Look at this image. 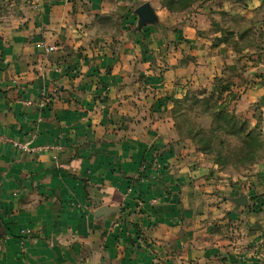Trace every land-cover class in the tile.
Here are the masks:
<instances>
[{
    "label": "crops",
    "instance_id": "obj_1",
    "mask_svg": "<svg viewBox=\"0 0 264 264\" xmlns=\"http://www.w3.org/2000/svg\"><path fill=\"white\" fill-rule=\"evenodd\" d=\"M133 1L0 0V134L52 145L26 152L0 137V264H264V179L244 194L192 188L185 164L157 168L118 128ZM212 6L175 30L199 63L218 35Z\"/></svg>",
    "mask_w": 264,
    "mask_h": 264
},
{
    "label": "rangeland",
    "instance_id": "obj_2",
    "mask_svg": "<svg viewBox=\"0 0 264 264\" xmlns=\"http://www.w3.org/2000/svg\"><path fill=\"white\" fill-rule=\"evenodd\" d=\"M153 1L134 0L121 13L131 20L120 27L118 61L131 82L118 92V128L131 129L154 166L185 164L192 188L244 194L263 184L264 103L256 96L264 91V0H211L218 35L204 63L191 57L193 45L175 30L178 22L195 20L190 8L209 0ZM143 2L165 22L174 17L139 29L134 8ZM187 59L180 76L164 74L168 65L183 66ZM164 154L169 161H162Z\"/></svg>",
    "mask_w": 264,
    "mask_h": 264
},
{
    "label": "built area",
    "instance_id": "obj_3",
    "mask_svg": "<svg viewBox=\"0 0 264 264\" xmlns=\"http://www.w3.org/2000/svg\"><path fill=\"white\" fill-rule=\"evenodd\" d=\"M48 49H53V46H49ZM25 104H32L33 101L30 99H26L24 101ZM39 108H43L44 104L41 102L39 105ZM39 120H41V115L38 117ZM35 134L31 135L32 137H35ZM0 137H2L4 139V141H6L7 143H9L11 146L16 147L22 151H26V152H43L45 150H48L52 147V145L50 144H35L33 146H31V138H29V140L26 141H21L19 138L14 137V136H3L0 134ZM158 168V167H157ZM21 233H29V230H21Z\"/></svg>",
    "mask_w": 264,
    "mask_h": 264
},
{
    "label": "water",
    "instance_id": "obj_4",
    "mask_svg": "<svg viewBox=\"0 0 264 264\" xmlns=\"http://www.w3.org/2000/svg\"><path fill=\"white\" fill-rule=\"evenodd\" d=\"M135 13L138 15V28L140 29L146 23L156 21V14L148 2H143L135 8ZM238 203H246L245 196L238 198Z\"/></svg>",
    "mask_w": 264,
    "mask_h": 264
}]
</instances>
